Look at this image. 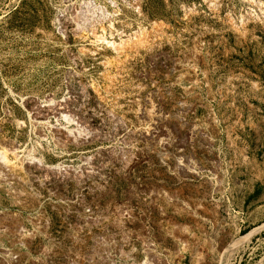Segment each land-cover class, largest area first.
Returning a JSON list of instances; mask_svg holds the SVG:
<instances>
[{
  "label": "rangeland",
  "instance_id": "rangeland-1",
  "mask_svg": "<svg viewBox=\"0 0 264 264\" xmlns=\"http://www.w3.org/2000/svg\"><path fill=\"white\" fill-rule=\"evenodd\" d=\"M0 152V264H264V0H0Z\"/></svg>",
  "mask_w": 264,
  "mask_h": 264
},
{
  "label": "bare ground",
  "instance_id": "bare-ground-1",
  "mask_svg": "<svg viewBox=\"0 0 264 264\" xmlns=\"http://www.w3.org/2000/svg\"><path fill=\"white\" fill-rule=\"evenodd\" d=\"M141 114L142 115H146V114H148L146 111H141ZM147 128V127H146ZM152 131V130H151ZM149 132H150V129L148 128V129H146V130H144L143 131V134H145V135H148L149 134ZM12 153L13 154H15L16 152L14 151V149H13V151H12ZM8 160L6 159V155H4V154H2V152H0V164L1 165H4V166H7L8 165ZM42 167H44L45 168V170L48 172H50V171H52L53 172V169H55V171L57 170V168H56V166L55 167H51V166H49V165H42ZM55 171H54V173H55ZM56 173H58V172H56ZM59 174H60V172H59ZM238 242H240V241H238ZM236 243V242H235ZM235 243H233V244H235ZM237 245V244H236ZM235 246V245H234ZM238 246V245H237Z\"/></svg>",
  "mask_w": 264,
  "mask_h": 264
}]
</instances>
